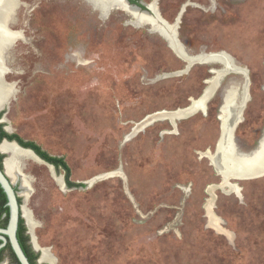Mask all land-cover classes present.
I'll return each instance as SVG.
<instances>
[{"label": "rangeland", "instance_id": "rangeland-1", "mask_svg": "<svg viewBox=\"0 0 264 264\" xmlns=\"http://www.w3.org/2000/svg\"><path fill=\"white\" fill-rule=\"evenodd\" d=\"M18 1L1 122L64 158L75 184L34 154L15 159L31 246L54 260L39 264H264V177L222 187L209 158L229 85L242 101L249 83L243 112L229 109L235 150L263 136L264 0L127 2L138 18L99 0ZM226 63L249 82L230 73L206 112L138 128L198 101Z\"/></svg>", "mask_w": 264, "mask_h": 264}, {"label": "bare ground", "instance_id": "bare-ground-1", "mask_svg": "<svg viewBox=\"0 0 264 264\" xmlns=\"http://www.w3.org/2000/svg\"><path fill=\"white\" fill-rule=\"evenodd\" d=\"M91 1H95V0H91ZM98 3L101 5V7L103 6L105 8L106 7H111V8L119 7L136 18L140 17L137 9L127 4L125 0H108V1L99 0ZM18 5H19L18 0H0V110L1 108H3L4 104L7 103L13 96V90L11 88L12 85L5 83V73L7 69L4 67V64H3V60H4L3 56H4L5 49L11 46L13 42L16 41L17 39L16 33L13 32L10 28V24L13 22L12 21L13 15L15 14V11ZM153 24H154V27L160 28L157 22L156 24L155 23ZM227 65H229V63H226V66ZM232 69L236 73L243 74L241 70H237L234 68ZM210 85H212L211 90H213L212 92H214L216 81H212ZM238 90H239L238 87L234 85H229L224 91V95H223L224 104L221 110L223 114L221 117L222 118V135H221V139H220L219 146H218V153H216L215 156L209 157L212 164L217 169V172H219V174L222 175L224 178V183L222 187L229 186V181L226 178L233 177V175H238L239 173H242L240 172L241 170L243 171L251 170L255 166L254 164H252L249 158H246V156H242L237 153V151L235 150V145H234V141H235L234 130L232 129L231 131H229L227 129L228 121L230 117L232 116L229 109L232 108L233 106L236 108L238 104H239L238 108L241 109L242 104L247 99L248 94L246 93V89H245V93H244V97L242 101H240ZM207 99H208V94L206 93L198 101H193L192 103L193 108L191 107L190 110H186V111L179 110L174 114H161V115H156L153 117L154 118L164 117L163 119L165 118L169 119L170 121H172L173 124H175L176 121L182 119V118H176L178 115L188 116V114H193V111L198 112L199 110H205V105L207 101H209ZM153 117H151L149 120H152ZM142 125L143 123L138 128L142 127ZM0 149L2 153H5L9 156L13 155L12 156L13 158H10L6 161V171L8 172V175L10 176L12 181L14 182L18 177V174H17L18 171L13 174L11 170L14 167L18 168V165H16V163L14 162H16L17 158H19L20 153L21 155H23V157H27V156L30 157V156H33V154L30 151L20 150L14 144H8L6 142L1 145ZM259 159H260L261 164L264 165V149L261 151ZM231 188H235V187L231 186ZM42 260L46 261L47 263H51V262L53 263L54 261V260L49 259L47 254L44 255Z\"/></svg>", "mask_w": 264, "mask_h": 264}, {"label": "water", "instance_id": "water-1", "mask_svg": "<svg viewBox=\"0 0 264 264\" xmlns=\"http://www.w3.org/2000/svg\"><path fill=\"white\" fill-rule=\"evenodd\" d=\"M127 2L129 3V0H127ZM136 7H138V6H136ZM140 9L141 8H139V10ZM174 33L176 34V31ZM217 55H219V53L218 54H205V55H202V56L205 57V60H207L205 62L210 63V62H216V61H218V60L211 59L212 57L217 56ZM219 62H221V61H219ZM223 62L224 61H222V64H223ZM233 62H234V60H233ZM199 63H202V61H200ZM211 71H212V73L215 74V76H213L210 80H208V83H211L212 81H216V85H215V88H214V92H212L213 90H211L212 85H210L208 87V89H206V91L204 92L203 95H205L206 93L208 94V99L207 100H210V98L216 93V91L218 90V88L221 87L222 80L227 75H229L230 73H233L234 72V70L229 65L224 66V68L221 69V70H215L214 69V70H211ZM240 74H242V73H240ZM242 75L245 77V80H248V82H249V77L246 74H242ZM208 91H210V92H208ZM246 93L248 94V100H249V83H248V85L246 84ZM248 100L245 101L242 104V112H243V109L246 107V104H247ZM5 105L3 107H5ZM191 107L193 108V105L189 106L188 108H186V109H184L182 111L190 110ZM205 107H206V105H205ZM222 107H221V110H222ZM1 111H2V109L0 110V112ZM176 112H161V113H158L157 115H161V114H174ZM194 112L195 111H193V113ZM184 117H186V116L185 115L184 116L183 115H178L176 118H184ZM150 118L151 117H148V118H146L142 122L143 123V125H142L143 127L146 126V125H148V124H150L151 122H153L155 120L163 119L164 117H156V118L153 117L152 120H149ZM147 120H149V121H147ZM240 122H241V120H239L233 126L234 132H235V130H236V128H237V126H238V124ZM5 142L8 143V144H14L20 150L30 151L37 158H39L33 151H31L29 149L22 148L16 142H9L7 140H3V142L0 144V147ZM235 145H236V142H235ZM218 146H219V143L217 145V153H218ZM236 148L238 149V147H236ZM263 149H264V133H263V136H262L261 140L259 141L258 147L255 150H253V151H251L249 153L240 152L238 150V152L240 154H242L243 156H246V158H249L251 160L252 164L255 165L254 168L251 169V170H248V171L241 170L240 172H242V173H239L238 175H233V177H229V178H226V179L228 181L230 179H233V178L234 179H238V180H253V179H259V178L264 177V165L261 164L260 159H259L260 153H261V151ZM0 153H2L1 152V149H0ZM40 160H42V159H40ZM3 165H5V162L3 163ZM223 180H224V178H223ZM0 186L2 187L3 191L5 192V194L7 196V207L9 208V220H8L7 227L6 228H0V240L2 241V244L0 245V249L2 247H4L5 244L9 241L10 244H11V247L13 249V252L15 253L18 261L20 262V264H31L30 261H29V259H28V257L26 256V254H25V252H24L21 244L19 243V240H18V237H17L20 219L21 218L24 219L23 207H22V204H20V202H19V198H21V194H20V192L18 190L19 188L17 187V185L12 181V179L8 175V173H7L6 169H5V166L3 167V169L0 168ZM25 224H26V222H25ZM33 249H34L35 252L37 251L35 248H33ZM40 262H42V257L37 261L38 264Z\"/></svg>", "mask_w": 264, "mask_h": 264}, {"label": "trees", "instance_id": "trees-1", "mask_svg": "<svg viewBox=\"0 0 264 264\" xmlns=\"http://www.w3.org/2000/svg\"><path fill=\"white\" fill-rule=\"evenodd\" d=\"M1 118V116H0ZM3 140H7L9 142H16L24 149H29L33 151L40 159L46 162L49 165H52L57 170H63L65 175L66 184L70 187L75 186L73 182L70 181V168L66 163L65 159L62 157H56L50 155L47 151L43 150L41 146L33 141H27L21 138L17 134L8 133L4 129V125L0 124V144ZM5 159V155L0 153V168L3 169V161ZM20 204H22V198H19ZM9 220V208L7 207V196L0 186V228H6ZM21 229L18 233V237H20V242L24 249L26 255L31 257V264H38L37 261L40 258L39 253L33 251L31 245L29 244L30 236L27 234V225L25 224V219L21 218L19 223ZM12 257L17 264H20L15 253L12 248H10Z\"/></svg>", "mask_w": 264, "mask_h": 264}, {"label": "flooded vegetation", "instance_id": "flooded-vegetation-1", "mask_svg": "<svg viewBox=\"0 0 264 264\" xmlns=\"http://www.w3.org/2000/svg\"><path fill=\"white\" fill-rule=\"evenodd\" d=\"M126 1V0H125ZM129 2H131L132 4H134L135 5V3H134V0H129ZM126 3H127V1H126ZM128 4V3H127ZM130 5V4H129ZM136 5H139V3H136ZM141 7V6H140ZM126 12V11H125ZM128 13V12H127ZM203 96V95H202ZM214 96V95H213ZM212 96V97H213ZM211 97V98H212ZM210 98V99H211ZM210 101V100H209ZM207 109V106L205 107V112L207 111L206 110ZM199 111H202V110H199ZM4 112V110H2L1 112H0V116H1V118H0V124H2V117H3V113ZM222 112V111H221ZM206 114V113H205ZM221 118V117H220ZM221 120H222V118H221ZM9 133V132H8ZM3 142V141H2ZM235 142V141H234ZM235 149H236V145H235ZM2 152V151H1ZM237 153H238V151H237ZM239 154V153H238ZM241 155V154H240ZM3 163H4V161H3ZM3 167H4V165H3ZM7 227V226H6ZM20 229H21V227H20V225H19V229H18V233H19V231H20ZM18 233H17V237H18ZM27 234H28V232H27ZM18 240H19V243L21 244V242H20V237H18ZM2 244V241L0 240V245ZM29 244L31 245V243H30V241H29ZM21 246H22V244H21ZM32 247V246H31ZM10 248H12L11 247V244H10V242L8 241L6 244H5V246L4 247H2L1 249H0V264H17V262H15L14 261V259H13V257H12V254H11V250H10ZM23 248V247H22ZM33 249V248H32ZM13 250V249H12ZM24 250V249H23ZM33 251H34V249H33ZM26 254V253H25ZM27 257H28V259H29V261H31V257L30 256H28V255H26ZM20 263V262H19ZM31 263V262H30Z\"/></svg>", "mask_w": 264, "mask_h": 264}]
</instances>
